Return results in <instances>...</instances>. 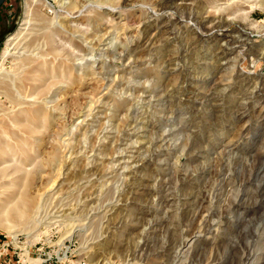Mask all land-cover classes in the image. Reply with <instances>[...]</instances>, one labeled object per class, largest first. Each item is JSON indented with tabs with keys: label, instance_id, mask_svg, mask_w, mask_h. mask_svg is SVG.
I'll list each match as a JSON object with an SVG mask.
<instances>
[{
	"label": "rangeland",
	"instance_id": "374dc122",
	"mask_svg": "<svg viewBox=\"0 0 264 264\" xmlns=\"http://www.w3.org/2000/svg\"><path fill=\"white\" fill-rule=\"evenodd\" d=\"M0 264H264V0H7Z\"/></svg>",
	"mask_w": 264,
	"mask_h": 264
},
{
	"label": "bare ground",
	"instance_id": "6f19581e",
	"mask_svg": "<svg viewBox=\"0 0 264 264\" xmlns=\"http://www.w3.org/2000/svg\"><path fill=\"white\" fill-rule=\"evenodd\" d=\"M32 16H33V12L31 9L27 10L26 16H25V21H23L22 26L23 28L19 29L17 32H15L13 35H11V37L8 39V46H7V50L5 54H9V47L17 42V40L22 39V40H26L27 42L25 43L26 48L25 49H30L33 46L36 45H40V40H47L50 44H52L53 42V35L50 32L51 28H48V26H42L41 22H44L43 20L38 18H35L34 22L32 21ZM36 16V15H35ZM37 23L35 24L34 29H31V24L32 23ZM52 27H56L58 26V24L60 23H54V22H49ZM44 24V23H43ZM47 25V24H46ZM56 33V32H55ZM11 79V78H10ZM9 82V85L5 86L6 92H4L7 97H16L15 96V91L17 92L18 95H20L18 90V85L16 83V80L12 79ZM15 89V91H14ZM18 97V96H17ZM29 210V207H28ZM25 212L27 213L28 211L25 210ZM26 213H24V216L26 215ZM37 214V213H36Z\"/></svg>",
	"mask_w": 264,
	"mask_h": 264
},
{
	"label": "water",
	"instance_id": "95a60500",
	"mask_svg": "<svg viewBox=\"0 0 264 264\" xmlns=\"http://www.w3.org/2000/svg\"><path fill=\"white\" fill-rule=\"evenodd\" d=\"M6 0H0V8L2 7V5L4 4Z\"/></svg>",
	"mask_w": 264,
	"mask_h": 264
},
{
	"label": "crops",
	"instance_id": "0c3cea01",
	"mask_svg": "<svg viewBox=\"0 0 264 264\" xmlns=\"http://www.w3.org/2000/svg\"><path fill=\"white\" fill-rule=\"evenodd\" d=\"M1 9V8H0ZM3 15V8L0 10V22H1V16Z\"/></svg>",
	"mask_w": 264,
	"mask_h": 264
},
{
	"label": "trees",
	"instance_id": "16d2710c",
	"mask_svg": "<svg viewBox=\"0 0 264 264\" xmlns=\"http://www.w3.org/2000/svg\"><path fill=\"white\" fill-rule=\"evenodd\" d=\"M6 1H7V0H6ZM6 1L4 2V4L6 3ZM4 4L2 5V7H1V9H0V10H2V8H3Z\"/></svg>",
	"mask_w": 264,
	"mask_h": 264
}]
</instances>
